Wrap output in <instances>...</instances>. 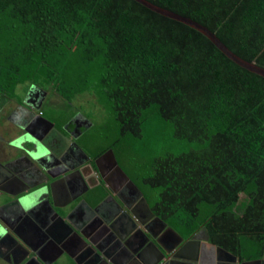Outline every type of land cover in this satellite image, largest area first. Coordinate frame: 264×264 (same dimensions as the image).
I'll return each instance as SVG.
<instances>
[{
    "label": "trees",
    "instance_id": "1",
    "mask_svg": "<svg viewBox=\"0 0 264 264\" xmlns=\"http://www.w3.org/2000/svg\"><path fill=\"white\" fill-rule=\"evenodd\" d=\"M147 1L264 68V0ZM31 85L62 102L59 129L75 111L90 121L82 151L111 150L182 237L263 256L264 77L134 0H0V99L22 107Z\"/></svg>",
    "mask_w": 264,
    "mask_h": 264
},
{
    "label": "flooded vegetation",
    "instance_id": "2",
    "mask_svg": "<svg viewBox=\"0 0 264 264\" xmlns=\"http://www.w3.org/2000/svg\"><path fill=\"white\" fill-rule=\"evenodd\" d=\"M26 96L28 94H25L22 99L24 106H18L19 108L16 109L18 115L16 125H19V136L24 135L25 138L24 140L22 138L20 143H12L13 148L22 149L25 154L23 157H18L22 154L16 156L13 150L9 152L7 161L0 163V189L6 188L12 192L4 193L0 190V195L4 197L0 201V210L9 209L8 213L0 212V238H3L2 241L0 240V261L3 264H74L64 255L65 251L72 252L74 250L78 252L76 259L80 264H105L101 261L99 255L97 256V254L86 250L84 247L70 244L69 241L58 244L53 238L42 240L41 236H43L44 229H48L49 224H55V218L48 216L47 213L53 214L48 207L50 206L60 216L66 214L70 220L75 219L73 212L87 210L88 212L85 215L82 214L78 218L89 219L87 229L80 228L79 230L94 241L104 255L109 256L115 253V255L121 254L122 258H129L127 260L119 259L121 262L116 261L117 264H140L142 259L148 264L155 263L161 255L157 253L155 246L150 241L145 240L143 234L134 228L136 227L135 223H130L126 219L128 217L123 216L124 213L130 214L123 202L116 197L107 198L108 193L106 191L98 193L99 187L103 184L94 167V160L91 161L85 153L88 158L83 157L72 146L76 144L79 147V139L83 136L85 130L91 126L90 121L84 116L82 117H84L85 122L77 119L81 114L77 115L75 113L71 120L59 129L53 121L48 120L40 112L43 105L53 104L49 101V98L53 95L44 92L38 94L39 98H35V95L31 93L33 104L28 101ZM0 101L2 100L0 99ZM12 103L14 102H9L7 105ZM39 116L50 123H47L41 117L39 118ZM26 157L44 167L43 175L39 174L38 170L31 169L32 166ZM103 165H106V163H100L99 167L105 175ZM41 182L42 184H40ZM45 182L47 185L52 184L50 193L46 192L44 188ZM38 183L40 185H37ZM21 185L25 187L31 185L32 187L19 194L18 191L21 189ZM101 193L103 194L101 195ZM81 198L91 207L102 202L97 207V211H91L83 203L84 201H81ZM68 210L71 213L68 214ZM43 220H48V225H45ZM107 220L113 222L115 228H119L120 235L126 237L130 232L133 233L129 250H126L122 244L115 242L118 239V233L116 230L114 233L107 231V227L103 225V222ZM116 221H119L118 225H116ZM34 224L41 228V231L34 227ZM153 225L157 228L155 231L154 229L152 232L148 231L153 236H151L152 239L148 235L150 240L157 241L163 247L164 250L158 245L163 253L175 247L177 239L174 236L166 235V230L163 231L161 225L155 219ZM202 232L203 230H200L195 235L200 238L204 234ZM9 234L12 237L17 235L33 249L35 247L34 251L37 255L34 256L31 252L28 253L27 250L21 247L23 242L18 239V242L13 241ZM163 237L165 245L162 244ZM198 243L189 244L188 247L192 249L197 247ZM178 255L181 256L182 251L178 252Z\"/></svg>",
    "mask_w": 264,
    "mask_h": 264
},
{
    "label": "water",
    "instance_id": "3",
    "mask_svg": "<svg viewBox=\"0 0 264 264\" xmlns=\"http://www.w3.org/2000/svg\"><path fill=\"white\" fill-rule=\"evenodd\" d=\"M134 1H136L137 3L145 6L149 10H151V11H153V12L159 14V15H162L164 17H167V18L173 19L175 21L181 22L182 24L188 25L191 28L201 32L224 55H226L233 62H235L239 66H241V67H243V68H245V69H247V70H249V71H251L253 73H256V74L264 77V68L263 67L258 66L254 62L247 61V60L241 58L240 56H238L237 54H235L233 51H231L217 37V35L215 33H213L210 29H208L204 25L198 23L197 21H195V20H193L191 18L183 17V16L178 15V14L172 12V11H169L167 9L161 8L159 6H156V5L148 2L147 0H134ZM40 117L43 120H45L42 116H39V118ZM45 121L47 123L49 122L48 120H45ZM72 146L74 147V149L80 155H82L83 157L88 158L84 154V152L76 144H73ZM26 159L28 160L29 164L32 166L33 164L31 163V160L28 159V158H26ZM104 162L107 163L109 165L110 169H111V171H110V173H109V175L107 177L103 176V173H102V171L100 170V167H99L100 163H104ZM94 167H95L97 173L99 174V176L101 178V182L103 184L104 189L108 193L107 198H113L112 193H111L112 192V189H111L112 186H111L110 182L113 181V179H115V176H117V178L120 179L123 184L127 185L128 187H130L132 189L133 193H135L137 195V197L140 198L141 203L143 205L142 207H144L146 209V212L150 215V217H153L155 219V221L161 225V229L166 230V232L170 231L172 233L171 236H174L177 239V243L175 244V247H173L171 250H166L167 252L163 253L162 250H161V249H163V247L157 241L153 242V241L150 240V238L148 236V233H147L148 231H147L146 227L139 229L141 231V233L143 234V236L145 237V240L150 241V243L155 246L157 253L161 255V257H158V260L155 261V263H153V264H165V263H167L165 261H167L168 258H170V259H175L176 258V259H179V260L185 259V257L179 256L177 251H178V249H180V251H182L189 244L196 243L197 242L196 241L197 240V235H194L193 238L190 239V240H185L179 233H177V231H175L172 227H170L165 221H163L158 216H156L152 212V210H151L147 200L145 199L143 193L141 192V190L120 169V167L118 166V164H117V162H116V160L114 158V155H113L111 150H107L104 154H102L97 159H95L94 160ZM31 169L36 171V169L33 166H32ZM38 172H39V174H42V172H40V171H38ZM62 177H64V176H62ZM16 183H17V181H16ZM40 184H42V182ZM40 184L38 183L37 185H40ZM29 187H32V186L29 185V186L25 187V186L21 185V189H19L18 193L21 192V191H24V190H29L30 189ZM44 188L46 189V192L50 193L51 189H52V184L51 185H47L46 182H45L44 183ZM0 190L2 192H4V193H12L11 191H8L6 188L0 189ZM101 202L99 204H97L96 206H94V207H91L86 201H84L83 203L91 211H97V209H98L97 207L100 206ZM48 207L50 208L51 212L53 213V214H50L49 212H47L48 216H51V217L55 218V224H49L48 225L49 221L47 220L48 221L47 222L46 220H43V222L45 221V225L47 224L49 226V228L48 229H44L43 236H41L42 240L53 238L54 240L57 241L56 243H58V244H63L64 242L69 241L70 244H74V245H78V246L84 247V248H86V250H89L90 252H93L94 254H97V256L99 255V257H101L100 258L101 261L103 263H105V264H117L116 261L113 260L111 256L104 255L103 253H101L100 249L97 247L96 243L94 241H92L91 239H89L87 237V235L83 231H81V230L77 229L76 227H74L72 225L70 219H68V216L66 214H63V215L60 216L56 211H54V209H52L50 206H48ZM53 207H55V206H53ZM126 217L130 218V220L132 221V218H131V216L129 214H127ZM103 225L107 227V231L109 233H112V232L114 233L115 232V227L113 226V222L111 223L109 220H107V221L103 222ZM34 227H36L39 231H41V228H39L36 224H34ZM136 227H138L137 223H136ZM136 227H134V228H136ZM9 236L15 242H18V240L20 242H23V245H21V247L24 250H27L28 253L31 252L33 255H37V253L34 251L35 247H34V249L32 247H29L28 243L26 241H24L23 239H21L20 237H18L17 235H16L17 238L15 236L12 237L10 234H9ZM132 237H133V233H129L126 237H124V235L118 234V236H117L118 239L115 242H117V244L118 243L122 244L125 247L126 250H129V248H131L130 247V241H131ZM0 240L2 241L3 238H0ZM205 240H206L207 246L211 247V249H213L215 251V256H216L218 261H220L222 259H224V260L228 259V260L233 261L236 264L238 262H239V264H260L264 260V254H263L262 258L259 259V260H254V261L241 263L239 261L240 259H239V257L237 255L232 254L229 251H226L225 249L221 248L220 246H217L215 244L210 243L209 242L210 238H209L208 234L206 235ZM62 241H64V242L62 243ZM158 245L161 246V249L158 247ZM201 245L202 244H200V243H198V245H197V246H199L200 250L204 251L205 248H208L205 245H202V248H201ZM64 254L74 264H80V263H78V260L73 257V255L71 253L65 251ZM118 256H120V259H122V260L123 259H126V260L129 259L128 257L127 258H122L123 256L121 254H119ZM130 257H131V255H130ZM190 260H193V259H190ZM92 264H97V263H92Z\"/></svg>",
    "mask_w": 264,
    "mask_h": 264
},
{
    "label": "rangeland",
    "instance_id": "4",
    "mask_svg": "<svg viewBox=\"0 0 264 264\" xmlns=\"http://www.w3.org/2000/svg\"><path fill=\"white\" fill-rule=\"evenodd\" d=\"M22 88L19 87V93L18 94H22L21 93ZM31 93H33L35 96V98H39L38 94L40 93H44L43 90H38L37 87H35L34 85H31L26 92L21 95L22 99L25 96V94H28V96H26V98L28 99V101L32 100V96ZM37 93V94H36ZM17 94V95H18ZM53 95V94H52ZM86 97H79L76 100H74V104L76 105H83V106H87L86 102ZM49 101L53 104H45L43 105V109H42V114L47 118L49 115L55 113L59 108H57L58 106L61 107L62 106V102L60 101V99L56 96L53 95L49 98ZM48 102V103H50ZM30 103V102H29ZM32 103V101H31ZM30 103V105H32ZM0 163L7 161V156L8 154H10L9 152H12L14 150V153H16V156H18V154H22L21 156L18 157H23L24 156V150L22 149H15L12 146V143L17 144L20 143V140H24L25 136H19L20 135V130H19V125H16V122H18V115H17V110L19 107L12 103V104H8L7 102L4 101H0ZM33 107V106H32ZM9 108H11L9 110ZM77 115H79V111H75ZM77 119L79 120H83V122H85L84 117H82V115H79L77 117ZM18 124V123H17ZM29 159V157H26ZM31 163L33 164L32 166L40 171L43 172L44 167L40 164H36L34 161H31ZM4 199V197H2L0 195V201ZM83 200V198H81V201ZM0 264H3L0 261Z\"/></svg>",
    "mask_w": 264,
    "mask_h": 264
},
{
    "label": "crops",
    "instance_id": "5",
    "mask_svg": "<svg viewBox=\"0 0 264 264\" xmlns=\"http://www.w3.org/2000/svg\"><path fill=\"white\" fill-rule=\"evenodd\" d=\"M34 186H36V185H34ZM25 191V190H24ZM24 191H21V192H19V194L20 193H23ZM4 207H6V206H4ZM8 211H9V209L8 208H4V209H1L0 210V212L1 213H4V212H7L8 213ZM88 211L87 210H84V212H81V211H79V212H73L72 214L74 215L73 217L76 219L77 218V220H70L71 221V223H72V225L74 226V227H76L77 229H80V228H82V229H87V224H88V221H89V219H87V220H85V219H78L79 217H81V215L82 214H86ZM69 213H71V211L70 210H68V214ZM75 228V229H76ZM118 230H119V228H118ZM148 233V235L151 237L152 235L151 234H149V232H147ZM202 233H205V231H203ZM158 235V234H157ZM153 237V236H152ZM151 237V238H152ZM206 237V236H205ZM184 238V237H183ZM153 239V238H152ZM185 239V238H184ZM191 239V238H190ZM190 239H185V240H190ZM197 242H199L200 244H202V245H205V246H207V243H206V240H205V238H203V237H197V240H196ZM64 241H62V243H63ZM210 242V241H209ZM211 243V242H210ZM201 245V246H202ZM208 248H205V251H203V250H200L199 249V246H197V247H194V248H190V247H186V249H185V251L182 253V257H185V259H182V260H179V259H170V258H168L167 259V261H165V262H168V263H165V264H236V263H234L233 261H231V260H228V259H222V260H220V261H218L217 260V258H216V256H215V251L213 250V249H211V247H209V246H207ZM178 251H180V249H178ZM177 251V252H178ZM201 251H203V252H201ZM69 253H71L75 258H76V256L78 255V252H76V251H73L72 250V252L70 251ZM217 254V253H216ZM65 255V254H64ZM35 256V255H34ZM109 256H111L112 257V259L113 260H115V261H119V263L121 262V260H119L120 259V256H118V255H115V253L113 254V255H109ZM118 257V258H117ZM193 259V260H190V259ZM223 258V257H222ZM262 258V257H261ZM261 258H256V259H250V258H248V257H243V258H240V262L241 263H245V262H249V261H254V260H259V259H261ZM171 262H173V263H171ZM57 264V263H56ZM140 264H141V262H140ZM237 264H239V262L237 263ZM260 264H264V260L260 263Z\"/></svg>",
    "mask_w": 264,
    "mask_h": 264
},
{
    "label": "bare ground",
    "instance_id": "6",
    "mask_svg": "<svg viewBox=\"0 0 264 264\" xmlns=\"http://www.w3.org/2000/svg\"><path fill=\"white\" fill-rule=\"evenodd\" d=\"M103 167H105L104 173L106 175V176L105 175H103V176L107 177L109 175L111 169L107 163H106V165H103ZM111 183H112V188H111L112 192L111 193H112L113 197H116L121 202H123V205L126 206L125 208L128 210V213H130L129 215L131 216L132 221L130 220V218H126V217L125 218L130 223L133 222V223H135V225L137 223L138 227H136V229H138V230L140 228L146 227L147 231H149V232L150 231L152 232L153 229L155 231V229L157 227L153 225L154 218L150 217V215L146 212V209L144 207H142L143 205L141 203L140 198L137 197V195L135 193H133L132 189L130 187H128L127 185L123 184L122 181L117 178V176H115V179H113V181H111ZM125 215H127V214L124 213L123 216H125ZM118 224H119V221H116V225H118ZM115 230L118 234L121 233V231L118 230V227H116ZM165 234L166 235H172V233L170 231H167ZM202 237L205 238V234H203ZM162 244L165 245L164 237L162 238ZM185 249L182 250V253L185 251ZM178 252H181V251H178ZM140 262H142V264H148L143 259L140 260ZM143 262H145V263H143Z\"/></svg>",
    "mask_w": 264,
    "mask_h": 264
},
{
    "label": "clouds",
    "instance_id": "7",
    "mask_svg": "<svg viewBox=\"0 0 264 264\" xmlns=\"http://www.w3.org/2000/svg\"><path fill=\"white\" fill-rule=\"evenodd\" d=\"M203 231H205V230H203ZM204 234H205V236H206V235H207V232L205 231V233H204ZM192 238H193V237H192ZM192 238H191V239H192Z\"/></svg>",
    "mask_w": 264,
    "mask_h": 264
}]
</instances>
